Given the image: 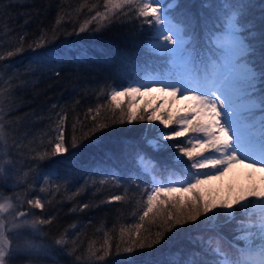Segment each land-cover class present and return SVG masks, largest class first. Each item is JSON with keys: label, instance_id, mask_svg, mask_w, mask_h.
<instances>
[{"label": "snow or ice", "instance_id": "obj_1", "mask_svg": "<svg viewBox=\"0 0 264 264\" xmlns=\"http://www.w3.org/2000/svg\"><path fill=\"white\" fill-rule=\"evenodd\" d=\"M85 7L94 15H89L78 29H74L77 34L85 32L93 23L97 25L94 31H100L121 17L139 20L141 26L148 25L155 33L154 42L149 45L151 51L167 59L163 71L129 80L127 86L123 83L110 86L107 93L111 116L105 119L113 122L118 119L120 123L147 121L152 126L149 131L154 133L150 139L145 137L148 148L152 152L167 153L164 162L158 163L149 153L136 152L139 170L150 178L151 187L144 190L146 199L139 223L120 227L115 257H124L123 264H264V184H254L235 196L224 198L208 196L199 187L212 176H223L237 163L248 164L264 173V31L260 33V47L257 48V37L251 36L255 26L247 27L251 23L247 13L253 5L246 0H220L219 3L201 0L202 9H217V19L223 20L222 31L215 26L208 29L206 50L196 43L193 25L196 16L180 0H170L167 5L164 0H103L102 10L98 3L89 6L84 0L77 13ZM260 8L264 14V4ZM173 10L179 13V18L173 15ZM65 16L70 20L71 13H57L51 38L47 29H41L28 47L35 51L51 44L56 38L57 27L69 22ZM26 35H20L17 46L7 52V57L24 51ZM47 59L63 60L64 57L59 53L51 58L37 56L34 62L42 63ZM80 59L83 61L86 57ZM153 91L161 94L155 99L165 103L171 104L177 98L184 100V109L173 111L164 104L148 102L142 106L136 104L138 98ZM120 97L127 98V111ZM3 101L0 91V177L6 178L13 161L9 133L3 122ZM104 107L97 105L95 109L87 110L85 117L91 118L92 127L84 133L85 125H81L80 141L76 137V124H73L70 141L73 151L97 131L110 127L96 119ZM66 120V113H56L52 129L56 135L49 138L51 150L39 152L33 149L35 155L31 159L43 161L65 153H68L66 159L72 158L65 140ZM157 121L159 124L154 123ZM173 125L175 128L171 127ZM181 137L185 139L179 141ZM28 174L24 173L25 179ZM111 176L117 183L122 179L114 173ZM138 178H132V183L135 184ZM260 179L264 182V175ZM123 200L125 195H112L107 203ZM27 204L44 208L39 198L29 199ZM18 207L13 197L0 195V264H13L17 256L55 259L53 252L67 244L65 234L56 237L51 244L19 236L25 231L33 236L40 234L41 226L50 224L52 218L28 219L31 214L17 211ZM132 215L135 216V212ZM201 216L204 217L202 224L213 229L221 223L234 224L232 240L225 244V238L217 233L207 241L201 238L203 254L193 251L186 258L177 256L166 262L148 256L139 261L134 259L137 254L145 255L140 250L154 249L177 225L195 222ZM146 223L149 227H145ZM154 224L160 230L153 236L151 226ZM112 246L108 232L104 233V242L99 249L91 242L86 251L89 264H117L116 259H108ZM75 251L73 248L68 254ZM81 259L76 257L77 261ZM30 264H36V261H30Z\"/></svg>", "mask_w": 264, "mask_h": 264}, {"label": "trees", "instance_id": "obj_2", "mask_svg": "<svg viewBox=\"0 0 264 264\" xmlns=\"http://www.w3.org/2000/svg\"><path fill=\"white\" fill-rule=\"evenodd\" d=\"M168 1L164 0V4ZM249 1L257 8L264 4V0ZM180 2L189 6L193 15L200 14L201 0ZM219 2L209 0V3ZM82 3L84 0H0V91L4 97L2 115L13 161L7 177H0V194H10L19 205L17 211L27 210L30 219L52 218L50 224L41 226L40 234L33 236L25 231L19 236L51 244L56 237L65 234L67 240L63 249L53 252L55 259L17 256L13 264H30V261H36V264H89L86 257L89 244L94 242L95 248L99 249L105 232L112 237L113 245L108 259L123 264L124 257H115L119 229L139 223L138 217L143 211L147 186L144 177L141 179L138 175L136 152L148 149L145 137L154 133L139 121L106 120V116H111L107 93L110 86L121 83L127 86V81L143 77L149 68L154 70L152 73L163 71L167 59L160 56L163 59L160 61L151 51L149 45L155 39V33L150 26H141L139 20L121 17L100 31H94L97 25L93 23L85 32L77 34L74 29H78L89 15H94L87 7L77 13ZM93 3L101 5L99 10H102L103 0H87L89 6ZM61 11L70 12L71 17L69 20L65 16L69 22L57 27L52 43L35 51L29 48L41 29H47L51 38V29ZM173 15L179 18L176 10ZM217 16L207 15L212 20ZM260 16L264 17V14ZM205 18L202 16L196 25L205 23ZM217 24L223 28L221 19ZM24 33H27L24 51L7 57V52L14 50ZM57 53L64 59L34 62L37 56L51 58ZM81 56L86 59L81 61ZM97 105L105 106L97 121L108 123L110 127L97 131L73 151L70 146L73 124H76V137L80 141L81 125H85L84 133L92 127L91 118L86 119L85 113ZM56 113L67 114L65 140L72 158L66 159L68 153H65L43 161L31 159L35 155L33 149L39 152L51 150L49 138L56 135L52 131ZM171 127L175 128L174 125ZM178 139L183 141L185 138ZM153 153L160 163L167 156L166 152ZM25 172L29 173L26 179ZM112 173L122 178L119 183L112 179ZM137 176L139 178L133 184L132 178ZM101 181L105 182L102 184ZM17 195L18 200L15 199ZM112 195H125V200L107 203ZM36 198L44 204L43 210L27 204V200ZM84 204L88 207L82 208ZM145 227L149 225L146 223ZM234 227V224H219L213 229L197 224V221L187 227L177 225L154 249L140 250L145 255L137 254L134 259L139 261L148 256L166 262L177 256L186 258L193 251L203 254L201 238L207 241L217 233L233 237L231 229ZM159 230L155 224L151 226L153 236ZM73 248L76 251L69 255ZM77 256L82 259L77 261Z\"/></svg>", "mask_w": 264, "mask_h": 264}, {"label": "rangeland", "instance_id": "obj_3", "mask_svg": "<svg viewBox=\"0 0 264 264\" xmlns=\"http://www.w3.org/2000/svg\"><path fill=\"white\" fill-rule=\"evenodd\" d=\"M258 3V2H257ZM203 13V16L206 17L208 14H217L218 10H210V11H204L201 10L200 14ZM262 13L261 8H257L253 6L250 10V12L247 13L251 23L247 25V27L252 28L253 25L255 26L254 31L251 33V36L257 37V42L255 44V47L259 48V38H260V33L264 31V17L260 16ZM199 14V15H200ZM197 15V16H199ZM262 17V18H259ZM222 20V18H221ZM223 21V20H222ZM218 22V19L208 22V23H203L202 25H196L193 24L194 27L196 28V43L200 45L201 47L205 46L207 44L206 40L208 37V29L213 28L215 26L216 29L219 27L216 26V23ZM251 38V37H250ZM154 40H152V43ZM159 60H163L159 55H158ZM153 63H156L153 62ZM160 93H157L155 91L151 93H145V95L142 98H138L136 101L137 105L142 106L145 102L152 103V104H164L165 108L171 107L173 111L177 110H183L185 107V101L182 99L177 98L176 101L169 103H165L163 100H158L155 99L156 97L160 96ZM122 101H124L125 108L127 105V98L126 97H120ZM127 110V108H126ZM140 124H143L144 126L146 125L151 129V125L148 124L147 121H139ZM155 124H159V122H154ZM143 126V127H144ZM160 127H163L160 125ZM149 131V130H148ZM167 131V130H166ZM138 175L141 179L144 177V183L147 186V188L151 187L149 177L145 176L142 172H138ZM264 175L260 170L256 168L250 167L248 164H234L228 171L225 172L223 176H212L211 179H208L204 181L203 184H201L200 190L203 191L206 195L216 197V198H224L228 197L229 195L235 196L237 193L247 190L250 186L252 185H261L264 184V182L261 181V176ZM3 195L4 197H9L11 196L8 193L0 194ZM183 195L187 196L189 195L188 193H184ZM30 219V217H28ZM204 220V217L201 216L197 220V224H202V221ZM196 222V221H195ZM195 222H189L184 225H179L181 226H190V224H194Z\"/></svg>", "mask_w": 264, "mask_h": 264}, {"label": "water", "instance_id": "obj_4", "mask_svg": "<svg viewBox=\"0 0 264 264\" xmlns=\"http://www.w3.org/2000/svg\"><path fill=\"white\" fill-rule=\"evenodd\" d=\"M26 212H28V211H26Z\"/></svg>", "mask_w": 264, "mask_h": 264}]
</instances>
